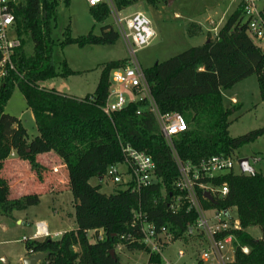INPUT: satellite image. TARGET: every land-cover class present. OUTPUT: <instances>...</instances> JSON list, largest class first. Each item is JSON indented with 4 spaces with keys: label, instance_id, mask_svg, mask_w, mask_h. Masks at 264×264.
I'll return each instance as SVG.
<instances>
[{
    "label": "trees",
    "instance_id": "1",
    "mask_svg": "<svg viewBox=\"0 0 264 264\" xmlns=\"http://www.w3.org/2000/svg\"><path fill=\"white\" fill-rule=\"evenodd\" d=\"M59 1L21 0L16 6L14 27L21 46L12 56L15 71L8 72L0 81V162L13 153L26 161L36 176L42 172L46 175L47 170H42L36 157L55 154L64 168L52 173L58 172L59 191L66 186L73 202L75 230L58 239L26 241L25 255L47 254L39 264H121L116 254L121 246L128 252H144L147 264H160L159 256L142 243L139 226H131L132 212H141L145 222L153 224L157 231L165 228L174 241L183 243L196 242L183 237L196 215L185 208L172 214L167 208L169 196L179 194L178 173L153 115L147 111L136 114L147 102L129 103L109 116L102 112L111 85L110 73L126 67L127 59L103 65L94 92L80 99L38 86L47 80L76 74L65 63L57 64L52 59V30ZM130 3L115 0V7L122 11ZM64 4L68 5V1ZM89 14L97 23L109 18L105 4L89 7ZM261 19L264 22V7ZM67 32L66 29L63 33L61 46L112 45L118 39L110 26H103L98 36L89 33L77 39L70 38ZM25 39L32 47L30 55L22 52ZM143 73L158 111L180 113L187 119L189 131L174 143L182 163L197 166L213 156H233L244 145L264 136V126L237 138L228 135V119L234 109L223 105V91L254 75L260 99L264 101V50L249 35L241 5H237L213 39ZM14 88L19 90L33 116L37 131L33 138H29L19 119L4 112ZM120 145L149 156L158 182L139 193L119 189L110 195L101 194L99 186H91V179L103 180L107 168L122 161ZM194 183L227 189L223 197L212 195L213 202L205 199L201 190L197 189V195L205 210L235 211L239 230L229 233L234 240L233 264H264V176L256 172L236 174L231 170L212 178L200 177ZM38 204V194L8 199L5 182L0 179L1 217H10ZM249 228H257L260 237H251L247 233ZM89 232L93 233V241L89 240ZM242 248L248 252L244 254ZM110 251H114V257Z\"/></svg>",
    "mask_w": 264,
    "mask_h": 264
},
{
    "label": "rangeland",
    "instance_id": "2",
    "mask_svg": "<svg viewBox=\"0 0 264 264\" xmlns=\"http://www.w3.org/2000/svg\"><path fill=\"white\" fill-rule=\"evenodd\" d=\"M64 1L60 0L56 9L55 28L52 30L54 41L52 59L57 64L65 63L67 68L76 74L47 80L39 83L38 86L46 90H55L66 96L80 98L94 92L103 65L129 59V55L119 37L112 45L84 46L82 48L77 45L61 46L64 38L63 33L66 32V29L72 39L85 37L89 33L98 36L103 26H110L115 31L110 16L102 23L95 22L90 16L89 7L84 0H67L68 5H65ZM129 1L131 3L121 11V15L126 16L137 12L144 14L149 19L155 33L152 42L139 49L135 54L137 65L141 70H146L191 47L203 45L207 37L212 39L215 26L218 24L217 30L224 24L225 20L237 8L239 0H155L154 4H149L146 0ZM263 3L264 0H261L260 7ZM198 26L203 28L202 34ZM198 34L199 36H193ZM22 52L25 55H30L32 52L31 44L26 39ZM231 98H234L238 104H231ZM222 100L225 108L234 109L228 119L230 122L229 137L237 138L264 126V101L260 99L256 76L248 77L232 88L223 91ZM4 112L20 120L29 138L37 135L33 116L26 108L23 97L17 88H14ZM232 159L234 160L232 168L234 173H240L237 161L247 159L254 172L264 176V136L253 143L244 145L235 152ZM46 175L53 178L52 169H47ZM89 184L99 186V192L104 195H110L120 189V186L112 185L106 178L101 181L93 178ZM58 194L62 196L52 201L47 198L42 199L38 206L29 211V215L32 217V214H35L37 218L47 220L50 229L68 230L71 226L75 228L74 222L72 224L68 222L72 218L71 213H73L70 191L64 186ZM52 205L60 206V212L64 219H60L59 216L52 213ZM231 214L234 216L235 211L231 210ZM5 222H7L5 225L8 231L2 237L7 244L0 245V254L5 256L8 264H15L17 256L23 250L22 236L29 237L30 233L27 226H16L12 219L6 218ZM247 233L255 239L260 237L257 228H249ZM92 235V232L88 233L90 241H93ZM199 248V244L191 241L188 243L175 241L163 250L162 255L168 260L175 261L176 252L182 249L187 256L193 258L199 253ZM116 254L121 264H146L147 262V255L144 252H128L121 246L117 247ZM185 263L195 264L188 260Z\"/></svg>",
    "mask_w": 264,
    "mask_h": 264
},
{
    "label": "built area",
    "instance_id": "3",
    "mask_svg": "<svg viewBox=\"0 0 264 264\" xmlns=\"http://www.w3.org/2000/svg\"><path fill=\"white\" fill-rule=\"evenodd\" d=\"M88 7L105 4L112 18L115 32L127 49L129 59L124 68L113 70L110 73V89L102 112L109 116L112 112L123 109L129 103L146 101L147 106L139 109L151 113L156 121L158 131L165 144L170 149L173 161L177 168L176 189L179 194L170 195L167 208L172 214H177L183 208L186 212L193 211L196 219L189 225L183 237L195 239L200 245L196 257L187 256L181 249L176 252L175 261L168 260L162 255L173 242L172 234L165 228L155 229L153 224L147 223L141 212H132L131 226H139L142 234V243L151 253L160 258V264H186L193 261L195 264H233L234 246L233 237L229 233L239 230V223L231 212L203 209L197 189L208 192L211 196L223 197L227 193L226 187L214 189L207 185H195L198 178H212L216 175L232 170L234 160L232 156H213L201 161L197 166L182 163L175 152L174 143L183 134L189 131V124L183 114H161L155 106L143 70L135 62V54L139 49L148 46L155 37L149 19L141 13L123 16L115 7V0H84ZM20 0H0V81L8 72L15 71L12 62L14 52L20 48L21 41L14 27V10ZM261 0H239L237 5L243 9V19L247 23L248 33L258 47L264 50V22L261 19ZM122 161L109 166L103 180L106 178L112 185L120 186L139 193L142 189L158 182L155 176V165L144 152L137 151L129 146L120 145ZM155 203V202H153ZM228 235L221 237L222 234ZM49 237L44 223L35 225L34 233L29 237H22V241H41ZM98 240H101L99 235ZM246 254L248 250L242 248ZM2 262V260L0 259Z\"/></svg>",
    "mask_w": 264,
    "mask_h": 264
},
{
    "label": "crops",
    "instance_id": "4",
    "mask_svg": "<svg viewBox=\"0 0 264 264\" xmlns=\"http://www.w3.org/2000/svg\"><path fill=\"white\" fill-rule=\"evenodd\" d=\"M217 25L214 28V35L213 37H211L212 39L216 36L217 31L221 27L220 26L216 30ZM198 27L200 28L199 31H201L202 34V32H204V30H202L203 28L201 26ZM193 36H199V34ZM205 39L207 42L208 39L210 38L207 37ZM230 100H231V104L233 105L238 104V102L234 98H231ZM36 162L40 165L42 170L52 169L53 172L58 170L59 168H64L63 162L53 153L37 156ZM59 177L60 175H58V172L54 173L53 178L48 177L47 175L44 174V172H42L41 175L36 176L35 173L30 170L28 163L26 161H22L18 159L13 153L6 160L0 162V179L5 182L8 199H16L27 194H38L39 204L41 200L44 198H47L49 201H52L53 199L62 196L58 194V192H60L58 186L60 182ZM33 208L34 207H31L26 211H22V212H14L10 217L0 216V245L7 244L6 241H3V237H2L3 234H5L8 231L5 225L7 223L5 222L6 218L12 219L16 226L19 227L27 226L30 236L34 233L35 225L37 223L40 222L44 223L47 227L49 237L51 239H58L65 232L75 230L76 228V226L75 228L71 226L68 230H58L55 228L50 229L47 220L37 218L35 214H32V217L29 215L30 213L29 211L32 210ZM51 211L53 214L59 216L60 219L62 218L64 219L63 214L60 212L61 211L60 206L52 205ZM71 214H72V218L69 221L68 220L67 221L72 224L74 222V219H73V213ZM26 257L27 256L25 255V250L23 247V250L19 253V255L15 260L16 261L15 264H21V261ZM0 259L2 260V262L0 261V264H8L3 254H0Z\"/></svg>",
    "mask_w": 264,
    "mask_h": 264
},
{
    "label": "water",
    "instance_id": "5",
    "mask_svg": "<svg viewBox=\"0 0 264 264\" xmlns=\"http://www.w3.org/2000/svg\"><path fill=\"white\" fill-rule=\"evenodd\" d=\"M237 165L239 167L241 174H254V170L249 166L247 159H239L237 161ZM204 198L207 199L209 202H213L212 196L206 192L204 193ZM110 255L114 257V251H110ZM47 257V254H33L21 261V264H39Z\"/></svg>",
    "mask_w": 264,
    "mask_h": 264
}]
</instances>
